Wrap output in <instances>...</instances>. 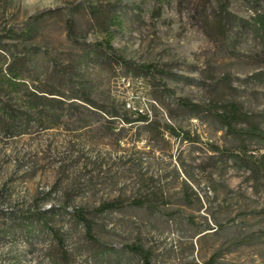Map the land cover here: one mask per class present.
Instances as JSON below:
<instances>
[{
	"label": "rangeland",
	"instance_id": "1",
	"mask_svg": "<svg viewBox=\"0 0 264 264\" xmlns=\"http://www.w3.org/2000/svg\"><path fill=\"white\" fill-rule=\"evenodd\" d=\"M218 1L0 0V37L11 27L25 30L29 18L34 26L23 37L2 40L1 100L30 110V94L54 90L65 101L48 109L57 117L32 109L30 123L17 133L0 122V264H143L126 248L131 244L151 250L154 264H206L215 252L214 264H264V213L251 212L264 208V188L256 190L240 161L215 159L211 144L234 146L232 136L179 104L181 97L239 100L264 124V79L246 78L264 69V56L249 34L235 28L226 42L210 35L206 18L214 20ZM227 1L234 14L254 15L246 0ZM91 4L119 16L110 30L119 54L186 79L135 76L96 49L109 33L91 27ZM69 16L87 45L67 36ZM21 57L27 62L15 77L9 65ZM224 74L238 90L220 82ZM81 90L104 108L72 99ZM77 104L90 109L89 122L79 121L84 109ZM140 112L151 123L126 122L125 114L135 119ZM167 125L199 139L182 140ZM258 145L249 139L253 153ZM115 198L150 203L90 213L101 243L92 241L74 210Z\"/></svg>",
	"mask_w": 264,
	"mask_h": 264
},
{
	"label": "trees",
	"instance_id": "2",
	"mask_svg": "<svg viewBox=\"0 0 264 264\" xmlns=\"http://www.w3.org/2000/svg\"><path fill=\"white\" fill-rule=\"evenodd\" d=\"M251 9L254 10V15L250 19L242 18L229 10V3L227 0H219L217 10L215 11L214 20H209L206 18V27L212 37L219 38L222 42H226L231 29H236L240 35L249 34L252 41L256 46L260 47L261 53L264 56V0H246ZM80 4H73L71 6L72 10H78ZM70 8V6H69ZM89 13L94 20L93 27H99L103 32L109 33V37L97 41L94 47L98 50H102L107 53L108 57L118 64H122L128 73L135 76L146 77L150 79L162 81L164 77H170L174 79H186L184 76L179 75L176 72L168 71L155 62H136L135 60L128 59L124 55L119 54L116 48L112 44V34L110 33L111 27L119 24L120 19L114 10L102 11L100 6L90 5ZM59 10L49 9L48 13H53ZM66 31L67 36L74 41H82L86 44V37L81 36L77 30V22L73 16H69L66 19ZM24 30L23 27H11L5 31L0 37V48L3 46L2 40L7 38L23 37L34 30L32 23V18L25 21ZM239 41V40H238ZM238 41L232 45L233 49H237ZM87 45V44H86ZM38 46L35 49L38 50ZM21 61V62H19ZM13 61L9 65L10 72L17 77L19 73L20 65L26 63V58L21 57L20 60ZM250 81H261L264 79V69L255 71L246 77ZM225 86L232 90H238L233 86L232 77L229 74H224L220 80ZM206 84V82H203ZM164 88H166L163 82ZM168 90V89H167ZM171 91V90H168ZM58 94L54 90H50L49 94H30L28 109L21 110L15 107L8 101L1 100L0 98V122L10 133H17L25 124H29L32 119L31 110H37L39 112H51L53 117H57L56 105L63 106L65 101L62 98L55 97ZM59 95V94H58ZM61 95V94H60ZM72 99H80L87 105L94 108L103 109L104 106L98 103L91 95L85 90H81L79 93H75ZM179 104L184 108L191 116L197 117L205 121L207 124H213L220 130H225L226 134L232 136L236 143L231 147H223L219 145L211 144L214 150V157L218 162H227L231 159L240 161L242 165L250 171L251 179L256 187V190L264 188V124L262 120L258 118L256 113L249 112L245 110L243 104L239 100L231 101H209V102H195L189 97L179 98ZM78 109L83 108V112L79 117V121L85 123L89 122V115L85 109L90 110L85 104H77ZM55 107V108H54ZM53 108L52 110H48ZM118 110L115 109L112 117L118 115ZM126 122L132 123L134 121L148 122L149 116L140 112L138 116L134 119L127 114L124 115ZM151 123V122H148ZM158 123V122H157ZM159 124V123H158ZM157 124V125H158ZM244 124V126H240ZM167 128L171 133L175 134L182 140L195 141L198 140V136H194L190 131L178 130L172 125H167ZM20 132V131H19ZM249 139L256 140L259 144L256 147V151L253 153V149L249 147ZM185 199L189 203L192 202V194L186 190ZM197 201L203 205V200L200 196H197ZM150 203L149 198H135L129 202H125L123 199L115 198L112 200L102 202L98 207L93 210H87L84 208H76L73 212L74 217L77 221L83 222L87 227V234L92 239V241L101 243L92 233L93 222L88 215L99 214L108 211H118L130 207H144ZM253 213H264V208L260 210H252ZM32 216L33 213L28 214ZM44 216V215H43ZM261 236L264 235V230H261ZM256 234H253V238ZM56 237L59 241L63 243V238L56 233ZM251 238V236H247ZM107 246V245H105ZM126 248L135 254L141 256L143 264H154L152 260V252L149 249L144 248L141 244H131L127 245ZM219 252H215L206 264H214Z\"/></svg>",
	"mask_w": 264,
	"mask_h": 264
}]
</instances>
